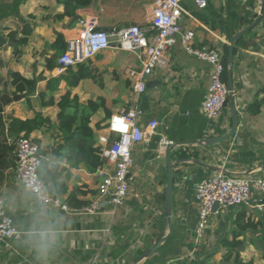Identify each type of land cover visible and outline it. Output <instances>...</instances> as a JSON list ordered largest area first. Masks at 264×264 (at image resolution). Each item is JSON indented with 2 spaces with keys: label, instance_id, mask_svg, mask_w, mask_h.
I'll list each match as a JSON object with an SVG mask.
<instances>
[{
  "label": "crops",
  "instance_id": "0c3cea01",
  "mask_svg": "<svg viewBox=\"0 0 264 264\" xmlns=\"http://www.w3.org/2000/svg\"><path fill=\"white\" fill-rule=\"evenodd\" d=\"M155 1L93 0L90 6L74 13L70 4V13L66 11L64 0H22L17 8L14 0H0V196L6 213L23 231L18 240H0V264H38L25 243L24 232L32 214L41 205L17 179L13 141L25 132L11 131L12 120L31 119L36 112L49 117L53 126L35 129L29 137L39 143L44 158L57 162L52 151L56 144L62 143L57 129V115L62 107L59 99L67 90L84 104L89 99H105L104 107L91 118L95 134L113 113L136 104L125 71L129 67H140V62L129 51L111 48L85 62L84 67L93 71L95 78L84 75L75 86L63 79L53 93L56 103L43 106L40 93L46 91L48 80L65 72L47 66V58L54 53L49 45L58 35L67 41L75 38L83 17L94 18L104 30L136 24L148 28L152 34L149 25ZM210 3L208 14L215 27L198 17L200 9L193 0H182L186 10L182 27L194 31L197 47L216 49L222 55L224 45L229 46V39L218 27L220 16L226 17L228 0H210ZM261 4L262 0L255 1V8L248 10L251 12L248 20H255L254 14L260 12ZM24 20L31 23L33 31L23 47V54L16 57L9 33L21 29ZM248 24L244 22L241 29ZM237 42L232 66L233 96L209 133L210 127L200 105L210 84L212 66L186 52L180 42L167 51V64L157 67L148 76L147 91L139 100L144 111L143 126L153 119L159 126L155 134L133 147L128 199L114 213L109 208L73 212L47 205L52 217L60 221L61 233L49 264H87L93 258L106 264H238L237 256L245 264H264V204L256 205L257 195L249 206L231 207L225 215L213 214L202 237L197 238L194 231L198 215L195 187L199 181L218 169L229 174L254 173L264 177V103L259 114L247 112L256 97L264 98V12L261 21ZM73 69L78 70V66ZM12 72L27 79L42 77L34 94L18 91ZM231 100L240 117L235 133L221 143L206 145L205 139L222 135L232 127ZM161 137L181 145L161 152ZM180 149L196 155L197 159L194 156L185 160L179 158ZM168 156L174 163L172 230L165 200L163 202ZM69 172L68 178L67 170L61 173V181L66 180L69 191L73 188L81 191L79 200L92 204L97 199L99 181L95 171L82 163L77 168H69ZM66 196L63 195V199ZM242 212H246V220L260 223L242 231L238 238L240 246L229 252L222 241L232 238L234 231L237 233L235 221ZM165 236L167 240L147 255L150 247ZM225 256L229 261H224Z\"/></svg>",
  "mask_w": 264,
  "mask_h": 264
},
{
  "label": "built area",
  "instance_id": "2783aa9c",
  "mask_svg": "<svg viewBox=\"0 0 264 264\" xmlns=\"http://www.w3.org/2000/svg\"><path fill=\"white\" fill-rule=\"evenodd\" d=\"M199 9H204L208 0H193ZM186 10L182 0H156L148 28L140 25H128L112 30L98 27L92 17H83L79 21L78 34L68 40L67 50L58 58L61 72L87 62L104 51L114 48L133 53L140 62V67H129L125 71L130 81L136 104L130 108L113 113L101 129L96 131V146L105 163L95 171L98 177L97 199L90 205L80 208L70 207L60 196L48 191L47 185L40 176L39 168L45 159L41 154L39 143L29 136L20 135L13 141L16 173L19 182L34 197L40 192L47 199V205L73 212H95L109 208L114 213L123 205L130 195L129 181L133 167L132 150L135 144L145 141L156 133L159 126L157 120H149L144 127L142 118L144 111L139 106L140 97L147 91V78L157 68L167 64L166 53L178 42L186 52L197 56L212 66L210 84L200 105V111L207 119L211 132L224 109L229 97L228 83L223 80L225 66L216 49L200 48L195 45L193 30H183V13ZM181 144L161 137L159 150L166 152L170 147ZM257 195L256 205L263 206L264 177L254 173L246 175L229 174L222 169L214 171L202 179L195 187L197 204V222L195 234L197 238L204 235L213 214L225 215L231 207L251 205ZM218 207L213 211V206ZM23 231L15 224L13 218L4 209V201L0 196V240H18ZM54 264H70L55 262ZM87 264H106L93 258Z\"/></svg>",
  "mask_w": 264,
  "mask_h": 264
},
{
  "label": "trees",
  "instance_id": "16d2710c",
  "mask_svg": "<svg viewBox=\"0 0 264 264\" xmlns=\"http://www.w3.org/2000/svg\"><path fill=\"white\" fill-rule=\"evenodd\" d=\"M256 0H228L226 17L220 16L219 22L221 25L218 27L222 33L226 35L228 39L234 36L242 27L244 22L252 23L253 19H247L251 15L248 10L255 8ZM22 0H14V6L17 8L21 4ZM66 11L70 4L73 8V13L79 8L90 6L93 0H64ZM211 3L208 1L207 6L204 9H200L197 13L198 17L206 24H210L211 27H215L210 20L208 10ZM23 27L21 29H15L9 33L10 43L13 46V53L16 57L23 54V47L28 44L29 36L33 29L31 23L24 20ZM252 30V29H251ZM249 31V33L251 32ZM244 36H242L238 42H241ZM237 42V43H238ZM50 49L54 50V53L47 58V66L49 68H55L58 66V58L63 54L68 47V41L63 36L58 35L57 38L50 45ZM229 52V46L224 45L223 54L221 55L222 62L225 66L223 73V80L228 83L229 66L227 63ZM236 52V47H235ZM84 63L78 64V70L74 71L73 67L67 68L64 73H61L57 77H53L48 80L46 91L40 93L43 106L54 105L57 101L53 95L55 91L59 89L60 82L63 79H68L71 86L79 84L82 76L86 75L90 78H95L93 71L84 67ZM13 83L16 84V89L20 92L27 91L29 95L34 94L37 88L39 78L27 79L21 76L17 72H12ZM264 98L258 99L257 97L248 105L247 112L252 115L259 114L261 112ZM59 104L62 105L61 110L57 115V129L60 132L62 143L56 144L53 147L52 155L58 160L54 162L49 157H46L40 168L39 173L44 183L47 185L48 191L54 196L66 195L64 201L73 208H80L88 204L87 201L79 200L78 195L81 192L78 188H73L69 191L66 180L61 181V173L67 170V178L69 175V168H77L80 164L84 163L90 171H96V169L105 163V160L100 156V149L96 146V134L91 127V118L100 108L104 107L105 99L98 97L97 99H89L87 103H81L77 95H72L71 90H67L59 99ZM233 123V121H232ZM53 122L49 117H45L42 112H36L35 116L31 119L22 120L14 118L10 125V130L16 133L25 132V136L35 130L40 129L43 126H53ZM191 156L197 159L196 155L186 153L180 149L178 151V157L181 159H189ZM60 162H64L65 165L61 166ZM168 173H166L165 180ZM165 200V194H163V202ZM264 204V198L262 199ZM246 212H242L238 215L235 223L237 226L236 231L233 232L232 238H225L222 242L229 252L236 250L240 246L241 242L238 239L242 231L248 228H255L259 223H254L249 219L246 220ZM224 261H229L228 257H224ZM235 261L238 264L243 263L237 256Z\"/></svg>",
  "mask_w": 264,
  "mask_h": 264
},
{
  "label": "water",
  "instance_id": "95a60500",
  "mask_svg": "<svg viewBox=\"0 0 264 264\" xmlns=\"http://www.w3.org/2000/svg\"><path fill=\"white\" fill-rule=\"evenodd\" d=\"M264 12V0H262L261 4V10L259 13L254 14L255 20L248 24L246 27L241 29L238 33H236L234 36H232L229 39V52H228V58L227 63L229 66V72H228V88H229V97L228 100L225 101L224 106H227L229 104V98L231 99L233 96V72H232V66L234 61V45L235 42H237L242 36L246 35L252 28H254L262 19ZM19 96V95H18ZM17 98V97H16ZM20 98V97H18ZM231 108H232V117H233V123L230 130L222 135L216 136V137H210L205 139L206 145H214L221 143L228 138H230L236 131L239 122L240 117L238 115V112L235 108V105L232 103V100L230 102ZM173 187H174V163L171 160L170 156H168V176H167V183H166V191H165V208H166V214L167 218L170 224V229L172 230L171 225V216H172V210H173ZM218 207V203L216 202L213 206V211H215ZM168 236H165L161 239H159L150 249L147 251V255H150L154 251H156L160 245L167 240ZM235 264V263H230Z\"/></svg>",
  "mask_w": 264,
  "mask_h": 264
},
{
  "label": "clouds",
  "instance_id": "9594fccd",
  "mask_svg": "<svg viewBox=\"0 0 264 264\" xmlns=\"http://www.w3.org/2000/svg\"><path fill=\"white\" fill-rule=\"evenodd\" d=\"M34 199L41 207L32 214L27 224L25 243L34 253L38 264H49L60 239V221L47 210V199L42 193L35 192Z\"/></svg>",
  "mask_w": 264,
  "mask_h": 264
}]
</instances>
